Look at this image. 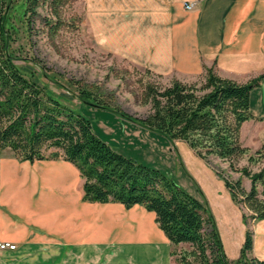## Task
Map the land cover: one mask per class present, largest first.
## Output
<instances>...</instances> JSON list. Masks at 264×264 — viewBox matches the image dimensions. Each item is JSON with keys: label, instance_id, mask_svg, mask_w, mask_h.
Returning <instances> with one entry per match:
<instances>
[{"label": "crops", "instance_id": "0c3cea01", "mask_svg": "<svg viewBox=\"0 0 264 264\" xmlns=\"http://www.w3.org/2000/svg\"><path fill=\"white\" fill-rule=\"evenodd\" d=\"M185 1L87 0V17L105 48L166 77L188 82L214 67L223 77L246 82L264 73V0H200L192 9ZM251 111L254 118L243 123L241 139L255 151L264 145V79L251 91ZM131 122L124 150L141 153L140 160L163 170L142 152L148 146L143 137L172 143ZM250 135L257 145L246 143ZM182 142L188 158L183 162L181 155L179 163L196 185L189 192L203 199L199 186L211 208L222 200L238 205L223 178ZM83 181L78 167L64 158L32 162L0 147V240L53 250L61 264H175L174 246L154 211L141 204L85 200ZM258 226L264 229V219L252 230L254 257L264 258V231ZM247 229L239 213L238 230L222 236L225 244L242 247Z\"/></svg>", "mask_w": 264, "mask_h": 264}, {"label": "trees", "instance_id": "16d2710c", "mask_svg": "<svg viewBox=\"0 0 264 264\" xmlns=\"http://www.w3.org/2000/svg\"><path fill=\"white\" fill-rule=\"evenodd\" d=\"M69 1L0 0V147H9L19 158L32 162L57 157L71 161L84 180L85 200L118 201L127 207L141 204L154 211L174 246L175 264H264V258L248 256L254 247L250 228L240 256L229 259L215 216L199 186L203 199L161 168L117 150L97 135L90 117L64 103L16 63L18 57L11 44L20 29L17 22H24L31 30L41 16L39 9L47 7L44 23L56 31L62 22L60 8ZM203 76L200 85L177 78L163 88L148 85L152 110L143 118L109 106L86 86H79V99L86 105L112 109L165 136L172 144L185 141L211 166L213 158L228 162L230 171L251 179L247 190L241 178L234 179L214 168L242 209L244 222L264 219V166L253 171L237 165L243 158L253 164L264 161V145L252 151L241 139L243 123L254 118L251 91L264 79V73L238 82L209 67ZM185 244L190 248L177 250Z\"/></svg>", "mask_w": 264, "mask_h": 264}, {"label": "rangeland", "instance_id": "374dc122", "mask_svg": "<svg viewBox=\"0 0 264 264\" xmlns=\"http://www.w3.org/2000/svg\"><path fill=\"white\" fill-rule=\"evenodd\" d=\"M87 6V0H70L62 6L60 8L62 22L56 31H51L50 26L44 23L43 17L48 14V8H40L41 16L36 18L31 30L27 29L24 22H17L20 29L11 44V49L18 57L16 63L27 75L32 76L57 94L64 103L77 107L90 117L99 137L125 155L140 160L141 153L139 156H134L128 150H124V147H129L125 144L128 141H125V134H132L127 123L132 122L126 118L122 120L116 112H112L109 108L91 107L82 103L79 99L78 88L86 86L106 100L109 106L131 116L143 118L152 110V103L147 95L148 85L163 88L170 85L174 78L160 75L116 51L105 48L87 17ZM203 79L204 76H198L188 83L198 82L200 85ZM125 124L128 127L127 131H125ZM244 134L249 135L248 126L245 127ZM162 139L161 136L154 139L148 136L143 137V142L148 141V146L141 149L142 152L152 160H157L158 165L188 191L192 188L195 190L196 185L191 178L187 177V173L179 163L181 157L183 162L185 158H188L186 149L182 145L183 142L176 140L174 144H169L163 142ZM245 139L246 143L251 145L259 143L258 140L253 141L251 135L246 136ZM177 146L180 147V152ZM145 156L143 157L146 158ZM140 161L154 165L148 160ZM237 165L239 167L249 166L251 170L257 171L264 166V161L253 164L249 163L247 158H243ZM212 166L213 169H218L224 174H230L234 179L241 178L244 187L250 189L251 179L239 171H230L228 162L213 158ZM259 187L261 190L262 186ZM211 210L215 216L227 256L231 260L237 259L242 247L232 249L231 243L228 241L225 244L222 236L228 238L234 229L238 230L239 213L242 217V209L238 205H231L230 202L222 200L217 208L212 207ZM247 213L250 211L247 210ZM242 222H244L243 217ZM257 223L258 220H249V223L245 224L254 231ZM257 230L258 232L264 231L261 226H258ZM15 243L17 244L15 250H0V264H61L60 257L54 258L53 250H41L37 247L21 248L17 242ZM183 248H190V245H182L177 247V250ZM254 253L252 250L248 252V256L253 258Z\"/></svg>", "mask_w": 264, "mask_h": 264}, {"label": "built area", "instance_id": "2783aa9c", "mask_svg": "<svg viewBox=\"0 0 264 264\" xmlns=\"http://www.w3.org/2000/svg\"><path fill=\"white\" fill-rule=\"evenodd\" d=\"M200 0H186L184 2V6L187 9L194 8ZM17 248V244L15 242L0 240V250H15Z\"/></svg>", "mask_w": 264, "mask_h": 264}, {"label": "bare ground", "instance_id": "6f19581e", "mask_svg": "<svg viewBox=\"0 0 264 264\" xmlns=\"http://www.w3.org/2000/svg\"><path fill=\"white\" fill-rule=\"evenodd\" d=\"M30 184V183H29ZM49 194V193H48ZM58 201V200H57ZM61 203V202H60ZM73 205V204H72ZM75 205V204H74ZM23 207V206H22ZM18 213V212H17ZM54 213V212H53ZM102 213V212H101ZM53 215V214H52ZM36 223V222H35ZM144 248V247H143Z\"/></svg>", "mask_w": 264, "mask_h": 264}]
</instances>
